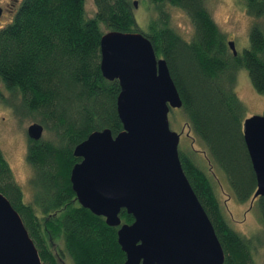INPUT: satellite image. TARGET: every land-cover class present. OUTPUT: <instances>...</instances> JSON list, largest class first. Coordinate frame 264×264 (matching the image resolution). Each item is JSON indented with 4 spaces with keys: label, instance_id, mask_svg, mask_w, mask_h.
Listing matches in <instances>:
<instances>
[{
    "label": "trees",
    "instance_id": "obj_1",
    "mask_svg": "<svg viewBox=\"0 0 264 264\" xmlns=\"http://www.w3.org/2000/svg\"><path fill=\"white\" fill-rule=\"evenodd\" d=\"M20 0L12 19L0 28V97L11 114L42 127L48 139L27 140L25 162L32 174L31 202L11 176L0 151V194L19 215L43 264H124L116 228L79 207L68 182L79 162L72 150L95 131H122L115 101L118 81L105 80L99 70L100 37L107 32H141L157 58L163 59L179 93L189 151L178 149L182 170L206 213L224 253L223 264H257L253 251L264 246V198L251 204L256 179L243 141L244 106L235 93L236 73L245 69L252 87L264 93V0H242L256 20L249 46L233 56L228 39L205 7V0H148L154 16L147 30L139 28L130 0ZM168 6L191 21L189 42L170 26ZM198 145L200 150L193 146ZM202 154V155H200ZM223 172L233 197L257 210L261 235L246 238L229 225L208 171ZM121 224L132 216L119 213ZM229 219V218H228ZM60 246L52 250V241ZM51 248V251H50Z\"/></svg>",
    "mask_w": 264,
    "mask_h": 264
},
{
    "label": "water",
    "instance_id": "obj_2",
    "mask_svg": "<svg viewBox=\"0 0 264 264\" xmlns=\"http://www.w3.org/2000/svg\"><path fill=\"white\" fill-rule=\"evenodd\" d=\"M98 48L101 76L120 87L115 109L122 131H95L74 147L79 162L68 175L74 200L118 229L124 264H223L221 245L182 170L180 135L169 127L168 114L182 101L166 62L141 32L104 33ZM228 48L237 55L232 41ZM242 133L256 179L252 204L264 198V117L244 119ZM25 135L38 141L42 127L32 123ZM121 210L132 216L131 225L121 224ZM0 264H43L1 194Z\"/></svg>",
    "mask_w": 264,
    "mask_h": 264
},
{
    "label": "rangeland",
    "instance_id": "obj_3",
    "mask_svg": "<svg viewBox=\"0 0 264 264\" xmlns=\"http://www.w3.org/2000/svg\"><path fill=\"white\" fill-rule=\"evenodd\" d=\"M20 0H0V28L5 26L13 17L14 10ZM92 0L84 1V8L88 15L93 12ZM131 3L137 2L134 9V16L139 28L146 31L148 23L154 16L148 0H130ZM205 7L212 19L223 32L228 40L235 43L238 54H241L249 46V28L256 21L245 13L240 7L238 0H205ZM170 17V26L185 41L189 42L193 35V27L187 15L174 7L166 8ZM264 24V18L260 21ZM249 29V30H248ZM248 30V33L246 31ZM235 93L244 106L243 120L252 116L264 117V93L258 94L250 82L249 75L245 69H240L236 73ZM0 97L8 98L7 93L0 85ZM169 127L172 131L179 133L180 140L178 149L189 151L191 148L190 140L187 138L185 121L179 110H170L168 114ZM32 121L16 119L10 109L0 101V151L11 171L13 182L18 185L22 192L24 202H31L33 191L28 184L31 177V168L25 162L26 135L25 130ZM42 139H48L49 135L42 131ZM196 150L200 147L193 146ZM202 155V154H200ZM199 161L208 171L212 180L217 199L219 200L226 220L233 230L246 238L261 235V225L258 220V213L250 203H239L234 197L232 190L223 172L214 171L212 178L211 168L203 157ZM229 218V219H228ZM60 246V241H52V250ZM50 248V251H51ZM253 258L257 264H264V246L257 245L253 251ZM65 264L68 260L63 259Z\"/></svg>",
    "mask_w": 264,
    "mask_h": 264
},
{
    "label": "flooded vegetation",
    "instance_id": "obj_4",
    "mask_svg": "<svg viewBox=\"0 0 264 264\" xmlns=\"http://www.w3.org/2000/svg\"><path fill=\"white\" fill-rule=\"evenodd\" d=\"M239 2H240V7L245 11V13H246V6H245V3L242 1V0H238ZM2 11V10H1ZM251 28V27H250ZM249 28V29H250ZM248 29V30H249ZM248 30L246 31V33L244 34V35H246L247 33H248ZM250 31V30H249ZM229 41H231V40H228V42ZM234 43V42H233ZM234 47H235V43H234ZM235 50H236V47H235ZM236 52H237V50H236ZM237 54H238V52H237ZM27 140L28 139H26V143H27Z\"/></svg>",
    "mask_w": 264,
    "mask_h": 264
}]
</instances>
